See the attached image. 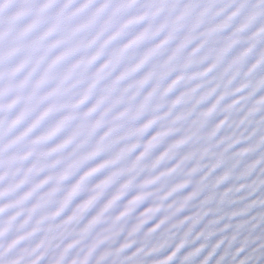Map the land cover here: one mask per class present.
<instances>
[{"label": "snow or ice", "instance_id": "1", "mask_svg": "<svg viewBox=\"0 0 264 264\" xmlns=\"http://www.w3.org/2000/svg\"><path fill=\"white\" fill-rule=\"evenodd\" d=\"M264 0H0V264H257Z\"/></svg>", "mask_w": 264, "mask_h": 264}, {"label": "water", "instance_id": "2", "mask_svg": "<svg viewBox=\"0 0 264 264\" xmlns=\"http://www.w3.org/2000/svg\"><path fill=\"white\" fill-rule=\"evenodd\" d=\"M257 264H264V256L259 257Z\"/></svg>", "mask_w": 264, "mask_h": 264}, {"label": "clouds", "instance_id": "3", "mask_svg": "<svg viewBox=\"0 0 264 264\" xmlns=\"http://www.w3.org/2000/svg\"><path fill=\"white\" fill-rule=\"evenodd\" d=\"M261 256H264V255H261ZM261 256H260V257H261Z\"/></svg>", "mask_w": 264, "mask_h": 264}]
</instances>
